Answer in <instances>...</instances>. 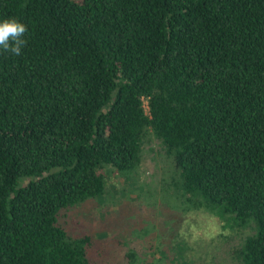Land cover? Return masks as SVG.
I'll list each match as a JSON object with an SVG mask.
<instances>
[{
    "label": "trees",
    "instance_id": "16d2710c",
    "mask_svg": "<svg viewBox=\"0 0 264 264\" xmlns=\"http://www.w3.org/2000/svg\"><path fill=\"white\" fill-rule=\"evenodd\" d=\"M6 18L27 33L0 50V264H107L75 211L115 201L152 142L183 211L230 230L218 250L264 264V0H0Z\"/></svg>",
    "mask_w": 264,
    "mask_h": 264
},
{
    "label": "rangeland",
    "instance_id": "374dc122",
    "mask_svg": "<svg viewBox=\"0 0 264 264\" xmlns=\"http://www.w3.org/2000/svg\"><path fill=\"white\" fill-rule=\"evenodd\" d=\"M172 175L160 145L152 142L137 172L110 177L115 201L85 203L75 211L79 221L73 225L104 234L100 236L110 249L107 264H239L218 250L224 242L229 245L223 238L230 230L207 211L184 212L182 193L169 185ZM249 234L240 232L235 242Z\"/></svg>",
    "mask_w": 264,
    "mask_h": 264
},
{
    "label": "clouds",
    "instance_id": "9594fccd",
    "mask_svg": "<svg viewBox=\"0 0 264 264\" xmlns=\"http://www.w3.org/2000/svg\"><path fill=\"white\" fill-rule=\"evenodd\" d=\"M26 33V25L17 19L6 18L0 20V50L14 56H19L26 44V40L24 39Z\"/></svg>",
    "mask_w": 264,
    "mask_h": 264
}]
</instances>
